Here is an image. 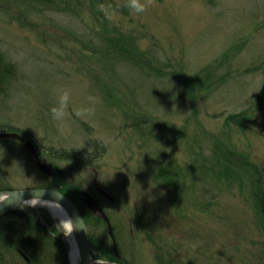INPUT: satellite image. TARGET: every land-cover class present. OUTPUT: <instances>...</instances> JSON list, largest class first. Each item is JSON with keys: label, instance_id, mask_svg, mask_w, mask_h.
<instances>
[{"label": "rangeland", "instance_id": "obj_1", "mask_svg": "<svg viewBox=\"0 0 264 264\" xmlns=\"http://www.w3.org/2000/svg\"><path fill=\"white\" fill-rule=\"evenodd\" d=\"M18 2L0 0V50L20 73L0 95V130L9 129L0 133L31 139L40 159L24 140L0 138V194L51 187L42 161L101 203L125 263L264 264V223L252 185L219 176L226 148L245 153L264 184V0H152L144 12L128 8L126 15L104 7L109 19L101 29L105 21L122 22L144 32L140 46L158 53L164 72L202 75L190 97L181 79L131 65L123 73L128 85L115 80L81 43L88 12L82 21L48 11L23 23ZM95 74L113 86L115 98ZM63 90L70 91L68 107L56 120L51 109ZM242 111L247 128L227 120ZM134 118L143 128L132 125ZM64 152L95 157L80 161ZM161 168L173 180H159ZM92 229L113 241L103 223Z\"/></svg>", "mask_w": 264, "mask_h": 264}, {"label": "trees", "instance_id": "obj_2", "mask_svg": "<svg viewBox=\"0 0 264 264\" xmlns=\"http://www.w3.org/2000/svg\"><path fill=\"white\" fill-rule=\"evenodd\" d=\"M21 4L20 18L27 19L30 16L45 15L49 12L63 13L65 16H71L75 19H83V14L88 12L91 17L89 24L81 26V43L91 49L94 58L106 62L110 66L111 76L120 82L128 85L127 78L123 73L128 74L127 65H131L133 70L140 71L146 75H154L157 78H163L164 75H169L177 79H181L186 86L187 96L196 95L199 84L198 81L202 75L182 74L178 70L164 72L158 63L161 61L157 52L149 49H142L140 40L147 34L139 32L135 28H127L122 22L109 24L104 20H108V12L104 7L111 10L112 13L129 14L128 7L125 4H119L114 0H17ZM103 6V7H102ZM46 16V15H45ZM160 64V63H159ZM139 72V73H140ZM19 67L13 62L5 52L0 50V95L7 92L8 86L13 80L19 76ZM98 79L105 91L110 93L109 97H114L112 93L113 86L108 84L102 78L93 75ZM113 78V79H114ZM209 80H205L202 84L204 88L210 87ZM202 87V88H203ZM197 89V90H196ZM113 94V95H112ZM117 96V94H116ZM115 98V97H114ZM197 98L196 96L194 99ZM119 99V100H118ZM116 100V99H115ZM117 102L122 100L117 96ZM249 115L246 111L232 113L227 120L237 124L242 128L249 126ZM137 118H134L133 126L143 128V123ZM145 121V120H144ZM3 128L0 131H7ZM97 151L101 147L96 144ZM96 156L97 153L95 152ZM225 157L224 169L219 170V176H225V179L233 184V178L241 180L252 185V194L257 200V205L261 211L260 215L264 223V184L263 176L260 168L244 153H239L234 150L224 149L222 152ZM64 155L72 159H87L90 157L82 156L78 153H66ZM52 188H56L70 198H72L79 208L89 226L90 237L93 246L97 248V252L103 254V258L121 264L125 263L124 259L120 258L118 249H116L114 240L109 241L106 236H100L93 227L98 223L106 225V232L110 234L109 227L105 219L94 214L85 204V192L81 185L70 181L59 170L53 172ZM159 180L168 182L173 180L167 172V168H161L158 174ZM247 178V179H246ZM223 179V178H222ZM57 222L49 215L45 219L41 217L39 211L32 206H22L7 212L0 218V264H69L67 255V246L64 239V234L55 225ZM105 235V234H104ZM111 235V234H110ZM112 237V236H111ZM18 259L19 261H17ZM162 264H173L165 263ZM195 264V263H187Z\"/></svg>", "mask_w": 264, "mask_h": 264}, {"label": "water", "instance_id": "obj_3", "mask_svg": "<svg viewBox=\"0 0 264 264\" xmlns=\"http://www.w3.org/2000/svg\"><path fill=\"white\" fill-rule=\"evenodd\" d=\"M0 138H17L24 140L26 147H28L32 151L34 157L36 159L40 158L39 150L35 145V143L31 139L22 135L20 132L17 131L2 132L0 133ZM39 165L46 174L49 175L52 174L49 164L39 161ZM29 200H54L62 204L67 209V211L75 221V227L81 229L80 231L76 232L77 241L79 244L81 264H90L89 258L94 253V250H93V244L91 242L89 226L77 203L62 191L52 187L12 189L6 191L0 194V201H3L2 203H0V218L4 216L7 212L15 208L26 206L25 203ZM85 200H86V206L94 214H98L102 216L107 222L110 234L114 240L117 249V240L115 237L111 218L108 215L107 211L96 198H94L91 194L87 192H85ZM52 218L57 222V220L53 216ZM67 255H68L69 264H72L69 257L68 246H67Z\"/></svg>", "mask_w": 264, "mask_h": 264}, {"label": "clouds", "instance_id": "obj_4", "mask_svg": "<svg viewBox=\"0 0 264 264\" xmlns=\"http://www.w3.org/2000/svg\"><path fill=\"white\" fill-rule=\"evenodd\" d=\"M151 4L152 0H144V2H141V0H128V4L126 6L130 9L135 10V12L137 13H142ZM69 98L70 91L63 90L59 96L57 105L51 109L54 119L62 120L65 117ZM2 202L3 201H0V203ZM55 227L59 228L70 242L75 239V233L81 230L75 227V221L70 214L64 217L58 216V223L55 225ZM70 259L72 261V264H78V260L74 261L71 255ZM89 259L90 264H111V262L106 261L103 258V254L99 252H94Z\"/></svg>", "mask_w": 264, "mask_h": 264}, {"label": "bare ground", "instance_id": "obj_5", "mask_svg": "<svg viewBox=\"0 0 264 264\" xmlns=\"http://www.w3.org/2000/svg\"><path fill=\"white\" fill-rule=\"evenodd\" d=\"M25 204L47 209L57 221H58V216L64 217L69 215L67 209L62 204L54 200H29ZM65 239L69 247V257L71 255L74 261L78 260V264H81L79 244L77 241L76 233H75V239L72 240L71 242L66 237Z\"/></svg>", "mask_w": 264, "mask_h": 264}, {"label": "flooded vegetation", "instance_id": "obj_6", "mask_svg": "<svg viewBox=\"0 0 264 264\" xmlns=\"http://www.w3.org/2000/svg\"><path fill=\"white\" fill-rule=\"evenodd\" d=\"M40 159V158H39ZM39 159H37V160H39ZM121 258V257H120Z\"/></svg>", "mask_w": 264, "mask_h": 264}]
</instances>
